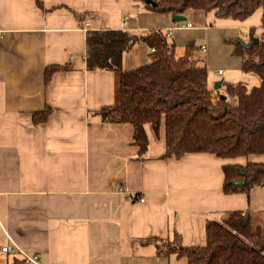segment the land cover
Returning <instances> with one entry per match:
<instances>
[{
	"label": "crops",
	"instance_id": "1",
	"mask_svg": "<svg viewBox=\"0 0 264 264\" xmlns=\"http://www.w3.org/2000/svg\"><path fill=\"white\" fill-rule=\"evenodd\" d=\"M40 1L0 0V264L23 258L17 249L1 250L13 243L37 256L36 263L22 264H182L141 240L177 233L185 246L203 245L208 218L264 210V185L225 192L222 169L264 161V154L162 157L163 119L157 130L144 124L147 148L138 154L130 124L103 120L95 112L115 102L114 72L86 69L84 62L89 28L138 36L159 28L171 31L175 54L189 41L196 44L211 87L217 81L247 85L235 73L243 71L242 56L233 54L226 39H246L254 26L200 10L176 21L144 0ZM257 26L260 31V21ZM149 51L137 41L123 53L122 66L133 68L126 59L146 62ZM53 64L68 68L54 71L46 82L45 67ZM224 70L226 80H218ZM258 84L259 78L251 86ZM46 105L49 117L34 123V112ZM127 192L144 200L129 201Z\"/></svg>",
	"mask_w": 264,
	"mask_h": 264
},
{
	"label": "trees",
	"instance_id": "2",
	"mask_svg": "<svg viewBox=\"0 0 264 264\" xmlns=\"http://www.w3.org/2000/svg\"><path fill=\"white\" fill-rule=\"evenodd\" d=\"M40 5V0H35ZM144 0L152 10L185 15L189 10L211 12L215 18L244 20L261 10L260 31L250 28L245 39H226L233 54L242 56L241 69L258 76L259 84L248 87L243 82H221L222 91L208 83L204 59L197 54L193 41L187 42L182 55L175 54V44L159 28L145 34L122 29L89 28L85 37L86 69H108L115 75V102L95 111L103 120L130 124L133 144L138 154L147 148L144 124L157 130L164 121L165 151L162 157H179L187 152H210L219 157L264 154V0ZM88 14V13H87ZM85 14H82V17ZM253 36L258 42L243 44ZM137 41L153 51L148 60L133 68L122 66L123 53ZM68 65L45 67L47 82L54 71ZM221 95L224 97L222 98ZM51 112L46 105L33 114L34 123L45 121ZM225 192L245 191L264 185V161L225 164ZM233 180H244L234 184ZM203 245L185 246L179 234L171 238H145L156 254L175 255L182 264H264V210H229L221 219L208 218ZM25 259L12 264H22Z\"/></svg>",
	"mask_w": 264,
	"mask_h": 264
},
{
	"label": "rangeland",
	"instance_id": "3",
	"mask_svg": "<svg viewBox=\"0 0 264 264\" xmlns=\"http://www.w3.org/2000/svg\"><path fill=\"white\" fill-rule=\"evenodd\" d=\"M260 14H261V10L260 9H257L250 16H248L246 19L239 20V22H248L249 24H251L252 26H254V29H255L256 32H259V28H258L257 25L259 24V21H260V18H259L260 17ZM188 19H190V18L188 17ZM246 38H247V35H246ZM135 49H132L131 50L132 51L131 52L132 54L135 53V52H133ZM182 54L183 53L181 52V50L180 49H177L176 55L179 56V55H182ZM125 62H126V64H125L126 66L135 67L137 65H140V64L144 63L145 60H137L135 62H130V60L128 61L126 59ZM218 67H221L222 69H225L224 66H222V65H219ZM235 73L238 75V77H241V75H242L243 76L242 80L245 81L247 83V85L250 86V87H251L252 84H254V83H256L258 81V78L253 73H246V75H243V74H245L243 71H237ZM226 74H227V71L224 70V74L220 75L219 78H218V80L225 81L226 79L224 78V76H226ZM232 74H233V72H232ZM252 78L255 81L252 82L251 81ZM235 79H236V76H235ZM238 79H240V78H238ZM213 86H214V83H212V87ZM218 89H219V91H222L223 90L222 87H219Z\"/></svg>",
	"mask_w": 264,
	"mask_h": 264
},
{
	"label": "built area",
	"instance_id": "4",
	"mask_svg": "<svg viewBox=\"0 0 264 264\" xmlns=\"http://www.w3.org/2000/svg\"><path fill=\"white\" fill-rule=\"evenodd\" d=\"M191 22H189V21H186L185 23H184V26H186V27H191ZM171 34V31H167L166 33H165V35L168 37L169 35ZM202 50L204 51L205 50V46H202ZM150 51H153V47H150ZM218 72L219 73H221V70H218ZM126 198L129 200V201H134V200H137V201H143L144 200V198H143V196H140V195H138L137 193H135V192H127L126 193ZM12 249H17V250H19L20 252H21V254H22V256H23V258L25 259V261H27V262H34V263H36L37 262V256L36 255H29V254H27V253H25V252H23V251H21L19 248H18V246L16 245V244H11V245H4V246H2L1 247V250L3 251V252H8V251H10V250H12ZM57 264V263H56Z\"/></svg>",
	"mask_w": 264,
	"mask_h": 264
},
{
	"label": "water",
	"instance_id": "5",
	"mask_svg": "<svg viewBox=\"0 0 264 264\" xmlns=\"http://www.w3.org/2000/svg\"><path fill=\"white\" fill-rule=\"evenodd\" d=\"M148 1H149L151 4H153V5L156 4L153 0H148ZM173 19L176 20V21H179V20H185V19H186V16L176 14V15L173 16ZM257 42H258V37L253 36V37L251 38L250 42H248V43H244L243 45H244L245 47H251L253 44H256ZM220 84H221V83H220L219 81H217V82L214 83V86H213V87H214L215 89H217V88L220 87ZM221 97L223 98L224 96L221 95ZM233 183H234V184H243V183H244V180H233Z\"/></svg>",
	"mask_w": 264,
	"mask_h": 264
}]
</instances>
